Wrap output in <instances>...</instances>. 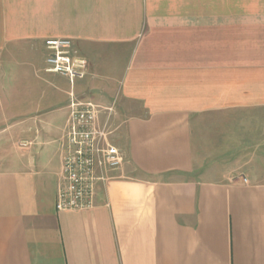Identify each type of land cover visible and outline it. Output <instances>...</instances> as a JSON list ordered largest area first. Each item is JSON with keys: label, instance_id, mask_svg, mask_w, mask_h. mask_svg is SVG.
<instances>
[{"label": "crops", "instance_id": "crops-1", "mask_svg": "<svg viewBox=\"0 0 264 264\" xmlns=\"http://www.w3.org/2000/svg\"><path fill=\"white\" fill-rule=\"evenodd\" d=\"M70 90L124 162L57 212ZM0 152V264H264V0H0Z\"/></svg>", "mask_w": 264, "mask_h": 264}, {"label": "built area", "instance_id": "built-area-1", "mask_svg": "<svg viewBox=\"0 0 264 264\" xmlns=\"http://www.w3.org/2000/svg\"><path fill=\"white\" fill-rule=\"evenodd\" d=\"M45 71L69 80L83 78L88 62L77 55L71 40L48 39ZM115 115V103L101 107L92 102L77 99L69 93L62 155V183L58 186L55 209L57 212L88 211L94 208L97 171H117L124 162V154L113 143L114 129L111 123ZM103 116V117H101Z\"/></svg>", "mask_w": 264, "mask_h": 264}, {"label": "rangeland", "instance_id": "rangeland-1", "mask_svg": "<svg viewBox=\"0 0 264 264\" xmlns=\"http://www.w3.org/2000/svg\"><path fill=\"white\" fill-rule=\"evenodd\" d=\"M83 102H91V101H83ZM101 117H103V116H101ZM19 146H20L21 148H23V146H25V143L20 142V143H19ZM5 147H6V148L9 147V145H6ZM6 148H5V149H6ZM0 154H1V152H0ZM0 156H2V155H0Z\"/></svg>", "mask_w": 264, "mask_h": 264}]
</instances>
